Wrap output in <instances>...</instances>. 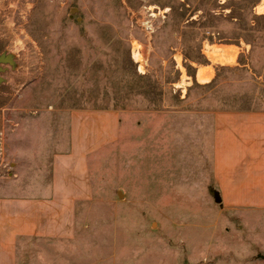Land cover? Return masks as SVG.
I'll use <instances>...</instances> for the list:
<instances>
[{
  "label": "rangeland",
  "instance_id": "1",
  "mask_svg": "<svg viewBox=\"0 0 264 264\" xmlns=\"http://www.w3.org/2000/svg\"><path fill=\"white\" fill-rule=\"evenodd\" d=\"M0 54V187L27 180L11 178L23 158L7 131H49L59 148L66 116L45 129V111L129 119L88 158L72 234L22 239L18 264H264V211L214 201L211 121L264 111V0H0ZM137 112L154 127L164 112L169 131H132ZM51 154L38 152V194Z\"/></svg>",
  "mask_w": 264,
  "mask_h": 264
},
{
  "label": "crops",
  "instance_id": "2",
  "mask_svg": "<svg viewBox=\"0 0 264 264\" xmlns=\"http://www.w3.org/2000/svg\"><path fill=\"white\" fill-rule=\"evenodd\" d=\"M8 82L15 84V77ZM137 113L133 114L137 123L132 131H145V128L169 131L164 112H156V120L162 121L155 127L149 125L150 115ZM58 115L66 116V125L61 124L63 142L59 148L56 140L54 144L51 141L52 133L46 130H42L46 131V138L41 141H38L41 130H28L24 134L7 131L8 151L13 146V151L19 153L18 159L23 158L15 162L17 173L13 169L11 178L23 175L27 180L5 189L0 187V264H18L17 250L22 239L72 234L74 202L88 198L91 191L88 158L113 143L129 120L117 109H70L56 114L45 111L38 122L46 129L50 119ZM20 121L21 118L14 122L16 127L23 125ZM211 121L213 180L219 194L234 207L264 211V111H214ZM38 152L52 153L48 163L49 182L45 187L40 186L42 194H38V182L43 180L38 176ZM31 153L34 157L27 162ZM12 188L15 190H8Z\"/></svg>",
  "mask_w": 264,
  "mask_h": 264
},
{
  "label": "water",
  "instance_id": "3",
  "mask_svg": "<svg viewBox=\"0 0 264 264\" xmlns=\"http://www.w3.org/2000/svg\"><path fill=\"white\" fill-rule=\"evenodd\" d=\"M11 64L12 63V60L8 58V56L4 55V54H0V72L2 71V65L4 64ZM2 82V78L0 77V83ZM212 195H213V198H214V201L216 203H220L221 202V197L219 195V192L217 190H214L212 192Z\"/></svg>",
  "mask_w": 264,
  "mask_h": 264
},
{
  "label": "bare ground",
  "instance_id": "4",
  "mask_svg": "<svg viewBox=\"0 0 264 264\" xmlns=\"http://www.w3.org/2000/svg\"><path fill=\"white\" fill-rule=\"evenodd\" d=\"M213 51H217V49H219L218 47L213 48ZM209 72V71H207ZM198 79L200 80V82L206 83L209 80V75L206 74V70L203 69H199V72L197 74Z\"/></svg>",
  "mask_w": 264,
  "mask_h": 264
},
{
  "label": "built area",
  "instance_id": "5",
  "mask_svg": "<svg viewBox=\"0 0 264 264\" xmlns=\"http://www.w3.org/2000/svg\"><path fill=\"white\" fill-rule=\"evenodd\" d=\"M3 143V142H2Z\"/></svg>",
  "mask_w": 264,
  "mask_h": 264
}]
</instances>
